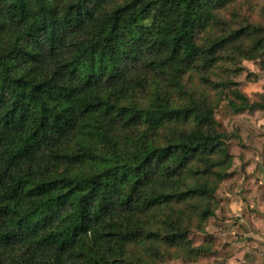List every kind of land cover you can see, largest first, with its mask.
I'll return each mask as SVG.
<instances>
[{"label": "trees", "instance_id": "16d2710c", "mask_svg": "<svg viewBox=\"0 0 264 264\" xmlns=\"http://www.w3.org/2000/svg\"><path fill=\"white\" fill-rule=\"evenodd\" d=\"M260 2L0 0V264L213 254L191 236L233 175L218 109L264 110L231 79L264 66Z\"/></svg>", "mask_w": 264, "mask_h": 264}, {"label": "crops", "instance_id": "0c3cea01", "mask_svg": "<svg viewBox=\"0 0 264 264\" xmlns=\"http://www.w3.org/2000/svg\"><path fill=\"white\" fill-rule=\"evenodd\" d=\"M260 144L262 152L256 149V145ZM248 146L254 154L258 153L260 162L253 156V161H246L243 172L235 173L224 182L218 193L221 207L211 220L216 224L215 229L210 231V223L207 232L199 235L204 238L211 234L219 245L230 234L233 236L229 241L230 246L237 248V256H241L237 261H242V264H264V142L252 140Z\"/></svg>", "mask_w": 264, "mask_h": 264}, {"label": "rangeland", "instance_id": "374dc122", "mask_svg": "<svg viewBox=\"0 0 264 264\" xmlns=\"http://www.w3.org/2000/svg\"><path fill=\"white\" fill-rule=\"evenodd\" d=\"M263 9L264 2H260L257 6H255L254 11L259 15H264ZM260 20V18L257 19V21ZM241 67L243 69L242 72L236 76L231 77V79H233V81L237 83V89L243 95L249 98L251 104H264V66L262 64V60L244 61L241 64ZM227 95L229 97L231 96V94L228 93ZM216 117L217 120L223 125L225 131L229 134V136L231 137L232 135V138H230V153L235 157V163L232 168L233 175L237 172H243L247 166L246 161H253V156L256 157L258 162H260L258 153L254 154V152L250 151V147L248 146V144L252 140H256L258 143L264 142V110L251 111L247 109L244 112L235 115L232 114L231 110L228 108V102L224 101L218 109ZM238 137L239 139H237ZM261 146V144L256 145V149L259 151ZM260 151L262 152V150ZM230 178H228L227 180H229ZM223 185L224 183L222 184V186ZM218 193L217 197L219 199L220 194L218 195ZM210 223H212L210 231L213 232L216 224L211 221ZM229 229L230 228H227V230ZM227 232L228 231H226V233ZM212 236L213 235L210 234L203 238V236H200L198 232H194L191 236L194 245L196 246L199 243H203L205 240H211L214 245L213 251L215 250V253L213 252L214 255L204 259L202 258L195 264H242V261H237L239 257H241L240 255L237 256V248L230 246L229 241L233 236L228 234L219 245L216 241H214V239H212ZM233 250L235 251V253ZM166 264L191 263H183L178 261L168 262Z\"/></svg>", "mask_w": 264, "mask_h": 264}]
</instances>
